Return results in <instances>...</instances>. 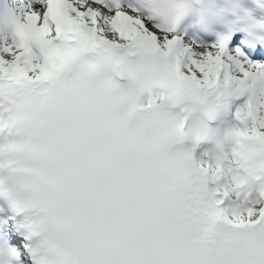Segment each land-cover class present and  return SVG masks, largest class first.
Segmentation results:
<instances>
[{
    "label": "clouds",
    "instance_id": "clouds-1",
    "mask_svg": "<svg viewBox=\"0 0 264 264\" xmlns=\"http://www.w3.org/2000/svg\"><path fill=\"white\" fill-rule=\"evenodd\" d=\"M154 2L176 27L264 36V0H251L258 15L249 0ZM147 75L115 52L78 57L0 119V194L28 216L39 264H241L243 230L215 214L192 164L214 101L181 93L149 106Z\"/></svg>",
    "mask_w": 264,
    "mask_h": 264
},
{
    "label": "snow or ice",
    "instance_id": "snow-or-ice-1",
    "mask_svg": "<svg viewBox=\"0 0 264 264\" xmlns=\"http://www.w3.org/2000/svg\"><path fill=\"white\" fill-rule=\"evenodd\" d=\"M159 13L154 0H13L0 19V119L22 90L100 51L148 69L140 92L149 106L181 93L210 98L193 168L215 214L243 230L237 259L264 264V36L230 31L211 44L185 43ZM221 114L225 128L211 131ZM244 145L256 150L250 161ZM0 199L10 212L0 216V264H39L17 197L5 190Z\"/></svg>",
    "mask_w": 264,
    "mask_h": 264
}]
</instances>
